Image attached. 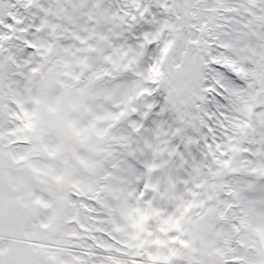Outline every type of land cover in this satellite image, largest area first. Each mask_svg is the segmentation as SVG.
<instances>
[{
	"label": "snow or ice",
	"instance_id": "1",
	"mask_svg": "<svg viewBox=\"0 0 264 264\" xmlns=\"http://www.w3.org/2000/svg\"><path fill=\"white\" fill-rule=\"evenodd\" d=\"M0 264H264V0H0Z\"/></svg>",
	"mask_w": 264,
	"mask_h": 264
}]
</instances>
